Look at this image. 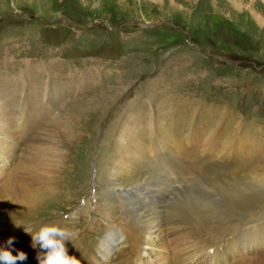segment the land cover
<instances>
[{
    "label": "rangeland",
    "instance_id": "obj_1",
    "mask_svg": "<svg viewBox=\"0 0 264 264\" xmlns=\"http://www.w3.org/2000/svg\"><path fill=\"white\" fill-rule=\"evenodd\" d=\"M6 77L11 80L6 100L37 107L31 113H48V119L37 121L40 128L20 140L16 128L15 139L0 135V186L15 178L14 186L42 192L37 207L3 209L0 246L12 237L13 254L22 250L25 264H38L39 249L14 222H54L78 231L66 246L81 264H93L106 239L99 264L108 259L123 264L113 256L120 242L126 245L127 262L149 241L154 251L147 248L144 264H168L159 259L172 250L193 257L190 264H202L208 256L205 264L239 260L230 256L232 247L224 256H211L228 248L242 229L264 222V198L240 210L224 195L226 187L264 167V0H0V79ZM105 89L118 91L104 107L83 112L76 124V101L97 98ZM160 113L175 126L184 124L174 122L180 116L193 119L195 128L222 125L225 132L218 146L204 154L191 148L181 158L174 153L169 159L167 151L180 131L171 138L155 133ZM59 118L60 124H54ZM124 119L129 120L126 134ZM140 140L145 144L136 145ZM3 155L9 159L2 161ZM148 157L171 167L166 168L168 178L164 176L172 184L168 191L146 174L149 169L142 163ZM29 159L39 162L48 178L43 172H36L42 178L26 176ZM121 160L128 164L113 172V164ZM136 174V184L130 185ZM45 189H50L47 196ZM132 200L140 208L159 209V218L147 219L146 235L142 228L139 233L134 229L138 222L132 216L140 217L143 210L131 209ZM170 223L179 232L170 233ZM154 227L160 232L155 236ZM263 241L255 242L253 253L261 257L246 264H264Z\"/></svg>",
    "mask_w": 264,
    "mask_h": 264
},
{
    "label": "bare ground",
    "instance_id": "obj_2",
    "mask_svg": "<svg viewBox=\"0 0 264 264\" xmlns=\"http://www.w3.org/2000/svg\"><path fill=\"white\" fill-rule=\"evenodd\" d=\"M15 80H16V78H15ZM10 88H11V80L9 79V77L1 78L0 79V97H1L0 98V135H4L2 137H8V138L15 139L14 133H15V128H16L17 130H20V132H19V134H20L19 140H20L22 138V136H29L30 134L36 132V130H38L40 128L39 125H36L37 121L43 122L48 117V113L47 114L31 113L32 111H35L37 107L36 108L31 107L30 109H28V108H26L25 102H22L20 104L18 101L14 102V101H9V99L6 100V98L4 97V94L7 93L8 90H11ZM14 88H15V86H14ZM107 89H105L101 93H98L97 98L93 95L91 98L76 101L77 109H75V112L77 110L76 114L80 115V116L76 115L77 116L76 117L77 118L76 124L79 123V120L81 119V115L83 112H86V113L91 112L94 109H98L97 108L98 106L104 107L107 102L111 101L112 98L115 97L116 92L118 90L117 91L115 90L116 92H112V90H114V89H112V90L110 89V91H107ZM100 95H104V96L100 97ZM107 96H109V97H107ZM8 97H9V95H8ZM71 114L74 115V113H71ZM68 116H70V114ZM74 117H75V115H74ZM129 117L133 118L134 116L127 114V118H129ZM72 118H73V116H72ZM138 118H139V121H141V116H138ZM182 118L183 117L179 116V118L174 119V122H176V123L184 121V124L182 125V127L181 126H175L172 122H170L167 119V117L163 116L162 113L159 114V119L157 120L158 129H155V133L157 132L158 134H164L168 138L169 137L171 138L173 136V134L175 133V131H177V130L180 131L178 134L179 138H176V139L173 138L172 139L171 149H170V151H167V154L169 155V159H170V156L173 155L174 153L178 154L176 159H179L180 156L182 157L183 151L189 150L191 148L192 149L193 148L200 149L201 151L200 150L199 151L203 152V154H204V151L206 148H216L218 146V142H219V139L221 138V134L223 132H225V127H222V125H219L217 127H215V126L211 127L210 125L209 126H202L201 125L200 127L195 128L196 123L193 119L185 120ZM61 120L62 119L59 118V121L54 122V124L59 125ZM68 121L69 120L63 121L61 123V126L65 127V125H67L65 123ZM128 122H129L128 119H124V122L122 123L124 126L123 130H122L123 134H126V128L128 129V127H129ZM29 124L30 125L33 124L36 126H35V128L33 126H27ZM67 127L68 126H66V128ZM48 129L49 128H47L46 130H48ZM143 129H144V133H145V128H143ZM152 129H153V125H151V130L149 128L150 132L152 131ZM66 131H68V129H66ZM63 133L65 134L66 132L63 131ZM130 136H131V133L130 134L127 133V138ZM166 136H163V137L166 138ZM48 137H50V136H48ZM144 137H145V134H144ZM151 138H152V136H151ZM120 139H122V138H120ZM45 141L46 140H44V141L42 140V142H44V144L46 143ZM120 141H123V140H120ZM144 141L145 140H140L136 143V145L143 143ZM31 143H33V141ZM41 144H43V143H41ZM52 144H53V142H52ZM144 144H140V145H144ZM168 144H170L169 140H168ZM167 145H165L164 147H166ZM187 147H189V148H187ZM32 148H34V146ZM140 148H142V147H140ZM44 149H48V147H46ZM258 149H259V146H257L256 150H258ZM30 154H32V152ZM6 158H7V160L9 159L8 157H4V155H3L2 161H6ZM161 160H162L161 158H155V160H152L151 158L148 157L147 163L146 164L142 163V164L146 165L145 167H147L149 169V171L146 173L148 175V177L150 176V179H152L151 177H154V179H152V180H159L161 183L163 182L164 185L162 186V189H164L165 191H168L169 189H171L172 184L167 182L166 179L164 178V176L166 178H168L167 175H169L170 173L166 170V168H171V167H166L165 164L163 165ZM164 163H166V162H164ZM178 163H179V161H178ZM127 164H128L127 160L117 161L116 163L113 164V172H117V170L120 171V169H122V167H124ZM169 164H170V162H169ZM24 165L28 169V170H26V171H28L26 176L33 175L36 177L37 176L41 177V176L45 175L44 178H48V176H49V173L47 172V170H42L40 168L39 162H34L32 159H29L28 163H24ZM137 165H138V163L135 164V166H137ZM143 167L144 166L140 167V169H142ZM187 167L189 170L190 169L192 170L193 165L188 164ZM133 168H135V167H133ZM128 170H132V169L127 168V171ZM36 172H43L44 174L39 176V175H36ZM185 172H187V171H185ZM163 173H165V175H163ZM159 174L162 175L163 177L160 176ZM138 177H139V175L136 174V177H133L129 184L130 185L136 184V180ZM32 178H34V177H32ZM173 179L177 181L176 175L173 177ZM118 180H120V179L112 178L110 180V182L111 181L115 182ZM15 182H16L15 178H12V180L9 179L2 186H0V213L3 211V209H6V211L10 210L11 212H13V211L18 212V211H23L26 209H31V207L32 208L37 207L42 202L40 200L42 192L37 191L35 188H34V190L31 189V191H29V189H30L29 186H14ZM161 183H159V187H161V185H162ZM177 184L179 186H181V183L177 182ZM185 184H187V183H185ZM114 185H119V184L115 183ZM40 187L42 189V186H40ZM46 187H52V186H46ZM43 192H46L45 196H47V195H49L48 193L50 192V189H48V190L45 189ZM224 193H225L224 195H225L226 199L228 200L229 205L236 208V209H240V210L243 208H246L248 206H251L252 200L258 201V200L264 198V167L262 168V171L257 170L252 177L247 178L245 181H243L239 185L234 186V187H226ZM189 195H191V194H189ZM45 196H43L42 198H44ZM131 197H133V196H131ZM168 198H169V195H168ZM134 201L135 200L130 201V204H132V206H130V208L131 209L135 208L136 212L143 210L142 212H140V214H141L140 217H136L135 214L133 215L134 217L131 215L132 221L138 222V225H135L134 229H136L137 232L139 233V231L142 228L143 234L146 235V233L144 232L143 229H144V227H147V225L149 223L147 219L150 216H155V217L159 218V215H158L159 209H157V211H153V210H147L145 208H140L136 205V203ZM248 203H251V204H248ZM130 204H128V205H130ZM142 214H144L145 216H143ZM8 216H9V213H8ZM10 217H11V215H10ZM179 219H177V220L180 221ZM172 220H174V219H172ZM176 223H177V221H176ZM181 223H182V221H181ZM178 224H176V225H178ZM180 228H181V226H180ZM156 230H157V228H155V227L151 230V233L153 236H155L154 235L155 232H156L155 233L156 235H158L160 233L158 231L159 229L157 231ZM182 230H183V228H182ZM169 231H170V233L174 234V233L179 232V229L178 230L173 229V225H171V223H170ZM147 235L150 236L149 232L147 233ZM263 238H264V222L260 223L259 225L252 227L251 229H242L240 232L237 233L236 238H233L228 242V244H229L228 248H226V246H225V248H223V250L219 254L216 255V253L214 252L211 257L212 258H214L216 256L220 257V255L224 256V254H226L228 252V250L231 249L230 247H232L234 249L231 250L230 256H233L235 258L236 257L239 258V260L237 259L235 261V264H239L240 259H243L242 261H244L242 264L248 263L247 260L252 261L253 263H256L257 258L258 257L260 258L261 254L258 253L257 257L253 254L254 253V247L258 244V243L255 244V242L263 241ZM148 239H150V238H148ZM120 243H121L119 246L120 248H117V250L114 252L113 256L117 257V261L119 263L123 262V264H144L145 261L143 259V256L146 255L147 248L150 247L151 250L154 251V249L151 246H149V245H151V241H149L147 246H145V247L141 246L139 248V250L137 252H135L126 262L127 254H128L127 249H126V245L122 242H120ZM228 244H227V246H228ZM238 244H240L241 247H239ZM107 245H108V241L106 239V240H104V242L102 243L101 247L98 250L99 257L95 260L94 259L92 260L93 264H99L100 255L105 254ZM149 252H151V251L149 250ZM161 254L162 253H160L159 255H161ZM183 256H185L187 258V261H186V259L182 258ZM107 257L110 258L109 256H106V258ZM192 258L193 257L186 255L185 251L178 252L177 250H172L170 253H167L162 258H160L159 261L162 262V261L166 260L168 264H190V262L192 261ZM154 259H156V258H154ZM154 259L152 258V260H154ZM223 259L225 260L226 257H224ZM110 261L113 262L114 260L110 259ZM208 261H209V256H208L207 261L202 262V264L208 263Z\"/></svg>",
    "mask_w": 264,
    "mask_h": 264
},
{
    "label": "clouds",
    "instance_id": "obj_3",
    "mask_svg": "<svg viewBox=\"0 0 264 264\" xmlns=\"http://www.w3.org/2000/svg\"><path fill=\"white\" fill-rule=\"evenodd\" d=\"M14 224L16 227L23 226L24 232L31 236L32 247L39 249L36 255L38 264H81L75 255L69 254L66 246V242L78 237V231L54 222ZM14 242V238L10 237L5 246H0V264H17L27 260V254L22 250L13 254Z\"/></svg>",
    "mask_w": 264,
    "mask_h": 264
}]
</instances>
